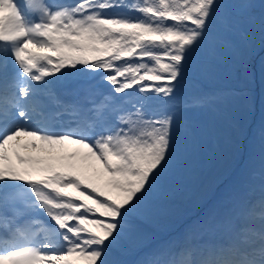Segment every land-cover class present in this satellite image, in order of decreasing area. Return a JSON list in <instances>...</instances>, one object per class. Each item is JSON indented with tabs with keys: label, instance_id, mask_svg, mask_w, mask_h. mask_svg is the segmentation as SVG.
<instances>
[{
	"label": "snow or ice",
	"instance_id": "1",
	"mask_svg": "<svg viewBox=\"0 0 264 264\" xmlns=\"http://www.w3.org/2000/svg\"><path fill=\"white\" fill-rule=\"evenodd\" d=\"M257 50L264 0H0V264H264ZM197 53L201 72L228 65L240 90L179 97ZM96 75L109 91H59L70 76ZM257 84L261 116L240 180L149 249L141 225L177 158L181 107L238 96L251 111ZM66 143L77 150L46 161L17 151ZM134 251V262L121 258Z\"/></svg>",
	"mask_w": 264,
	"mask_h": 264
},
{
	"label": "rangeland",
	"instance_id": "2",
	"mask_svg": "<svg viewBox=\"0 0 264 264\" xmlns=\"http://www.w3.org/2000/svg\"><path fill=\"white\" fill-rule=\"evenodd\" d=\"M200 54H198L199 56ZM193 61H197V59H193ZM191 68H194L192 66ZM197 70V69H194ZM239 102V106L237 107L238 111L242 113V115L245 117L243 121H246V119H249V115L253 111V109L250 111L244 102L241 100V98H237ZM213 105L209 106H189L188 110L195 112L196 117L199 118L201 121L199 125L203 124V121L206 122L207 125H210V127H214L218 124V120L216 118L212 120H208L209 114H214L215 111H221L224 107L221 106L220 108L212 107ZM187 110V111H188ZM204 119V120H203ZM222 123L230 122L234 123L231 119H225L221 120ZM245 122L241 124L235 123L233 127H235L236 131L233 134L230 132L223 133L218 132L216 135L217 137L220 136V142H215L213 138H210L211 136H215V134L208 135L207 128H198V135H193V137H190L185 132H180L179 136L176 138L175 134V140L177 139V158L174 161L173 167L170 169V171L175 172L177 178L179 179V183L185 188L188 192L191 193H202L206 192V190L213 188L214 183H218L220 185V190H218V198H222L225 193L231 188L229 182L227 181L229 178H233L236 180L235 175L228 176L229 178L225 180H220V178H217L216 176L212 177L215 179L212 181L213 183L209 182L207 178H203L199 176L197 173L192 172V166H194V163H198L205 172L212 173L214 175V166H216L217 161L222 157V155H226L228 157H234L236 155V148L240 150L239 148V142L241 141V136L243 133V128L240 125H244ZM252 124V122H251ZM230 134V135H228ZM238 140V143H236ZM246 140V139H245ZM243 143V142H242ZM246 143V142H245ZM247 145V144H246ZM200 151V153L198 152ZM186 152V153H185ZM191 161V162H190ZM197 161V162H195ZM228 159H226V162ZM200 169V170H202ZM92 169L91 168H85V172L87 175H92ZM204 172V173H205ZM217 178V179H216ZM239 181V180H238ZM161 191L163 194H169L170 195V188L168 185H163L161 187ZM216 192L214 193V195ZM212 196L208 201L206 205H212L215 196Z\"/></svg>",
	"mask_w": 264,
	"mask_h": 264
},
{
	"label": "trees",
	"instance_id": "3",
	"mask_svg": "<svg viewBox=\"0 0 264 264\" xmlns=\"http://www.w3.org/2000/svg\"><path fill=\"white\" fill-rule=\"evenodd\" d=\"M259 50H257L258 54ZM256 54V55H257ZM260 55L257 56L259 58ZM229 59L233 60L234 58L229 54ZM231 63V62H229ZM202 77L197 78L193 77V81L190 82V85L192 84L193 86H196V88H202L204 83L209 86H214L219 92H225V91H239L241 88V79L238 75V73L230 71L228 65L226 66H220L218 70L216 71L215 75H206L203 72H201ZM193 87H191L192 89ZM259 94H260V89H259ZM229 107L228 109V117L230 119H233L234 121L237 120L238 122H242L245 117L242 115V113L238 110H236L237 106L235 102L233 101V98L237 99L238 96H230L228 97ZM259 105H261V100H260V95H259ZM223 117L227 116V114H221ZM261 116V110L259 114ZM247 121V119H246ZM233 127H229L228 131L229 132H234ZM231 162H228L227 165L230 166ZM221 165V164H220ZM218 167V171H221L223 174L227 172V167L224 165H221ZM164 180V179H163ZM162 180V182H163ZM167 181H170L168 178H166ZM165 183V182H164ZM175 188V191H177L178 194L181 196V201L183 204L187 205L190 210L194 209L195 204V197L190 195L189 193L186 192V189L183 187H180L177 183H174L173 185ZM156 206L159 209V211L156 213L154 216L153 220L149 223L151 227H157L161 229H168L172 228L177 221H179L184 214L186 213L182 206L176 207L172 203H169L166 201L165 198L161 196V194L157 193V198H156ZM146 240L148 237L153 235L152 230H148L147 232H144Z\"/></svg>",
	"mask_w": 264,
	"mask_h": 264
},
{
	"label": "bare ground",
	"instance_id": "4",
	"mask_svg": "<svg viewBox=\"0 0 264 264\" xmlns=\"http://www.w3.org/2000/svg\"><path fill=\"white\" fill-rule=\"evenodd\" d=\"M38 143H40V142H38ZM42 147H45V149H48L47 150V152H49V153H54V155L57 157V158H59L60 156H59V154L58 153H60V152H62V151H67V150H74V149H76V145H73V144H68V143H66L65 145H64V147L63 148H59V147H57V148H55V149H49L48 148V146L47 145H41L39 148H42ZM18 150V153L20 154V155H24V156H32V155H35V156H40V159L41 160H47V157H45L44 156V158L43 157H41V155L37 152V151H35V150H32L31 148H24V147H18L17 148ZM52 150H54V151H52ZM46 152V153H47ZM15 164H17L16 166L18 167L19 165H18V160H16V162H15ZM26 165H24V164H22V166L21 167H25Z\"/></svg>",
	"mask_w": 264,
	"mask_h": 264
}]
</instances>
